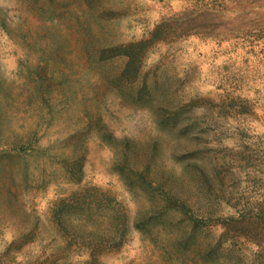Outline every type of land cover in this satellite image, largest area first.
Here are the masks:
<instances>
[{"label":"rangeland","instance_id":"obj_1","mask_svg":"<svg viewBox=\"0 0 264 264\" xmlns=\"http://www.w3.org/2000/svg\"><path fill=\"white\" fill-rule=\"evenodd\" d=\"M0 264H264V0H0Z\"/></svg>","mask_w":264,"mask_h":264}]
</instances>
